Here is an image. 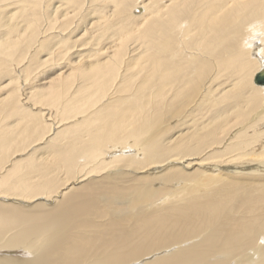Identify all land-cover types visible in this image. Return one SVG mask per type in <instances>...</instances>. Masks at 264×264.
<instances>
[{"label": "bare ground", "instance_id": "6f19581e", "mask_svg": "<svg viewBox=\"0 0 264 264\" xmlns=\"http://www.w3.org/2000/svg\"><path fill=\"white\" fill-rule=\"evenodd\" d=\"M263 68L264 0H0V264H264Z\"/></svg>", "mask_w": 264, "mask_h": 264}, {"label": "rangeland", "instance_id": "374dc122", "mask_svg": "<svg viewBox=\"0 0 264 264\" xmlns=\"http://www.w3.org/2000/svg\"><path fill=\"white\" fill-rule=\"evenodd\" d=\"M117 21H120V19L119 18H116L115 19V22H117ZM110 35V34H109ZM105 37H106V35H105ZM227 74L228 73H226L225 75H223V77H221V78H224V79H222V80H225V81H229V82H227V84H230L231 82H232V80L230 79H228V76H227ZM254 83V82H253ZM255 84V83H254ZM249 94V90H248V88L247 89H244V91H243V96L245 95V96H247ZM235 96V95H234ZM227 101V102H226ZM228 102H230V103H228ZM235 103V97H229V98H227L226 100H225V102H222L221 104L224 106V108H228V107H231L233 104ZM220 104V105H221ZM225 104V105H224ZM218 105V108H220V109H223V106L221 105ZM229 105V106H228ZM226 106V107H225ZM239 167H240V165H239ZM260 173H262V174H264V170H262V171H260ZM183 182H180V183H176V185H174V188H176L177 190H179L180 189V186L182 185L183 186V184H182ZM161 184V185H160ZM156 185H160L158 188H162V189H164V186L166 187V185H164L163 183H156ZM156 185H154L155 187H157ZM173 187V186H172ZM171 186H169V187H166V189H171L172 188ZM173 195H175V196H173ZM179 196H181L182 195V193H180V194H178ZM174 197H177L176 196V194L175 193H172V194H170L168 197H166V198H164V199H160V200H157V201H155V202H151L150 203V205H152V208H153V210L155 209V210H160V209H162V210H165L168 206H169V204L170 203H172V202H174L175 201V199H172V198H174ZM39 201H43L42 199H40ZM52 200H47V204H52V203H54V202H56L55 201V199L51 202ZM30 205H34V203H31ZM31 254V252H29V251H27V250H13L12 252L10 251V252H2V251H0V256L1 257H3L4 258V260L5 259H11V258H21V259H23V260H27L28 258H31V256L32 255H30ZM1 259V258H0ZM146 259V258H145ZM144 259V260H145ZM146 260H149V258L148 259H146ZM145 260V261H146ZM144 261V262H145ZM141 262H143V260H141L140 261V263ZM137 263H139V262H137Z\"/></svg>", "mask_w": 264, "mask_h": 264}, {"label": "water", "instance_id": "95a60500", "mask_svg": "<svg viewBox=\"0 0 264 264\" xmlns=\"http://www.w3.org/2000/svg\"><path fill=\"white\" fill-rule=\"evenodd\" d=\"M254 83L259 86H264V68L255 74Z\"/></svg>", "mask_w": 264, "mask_h": 264}]
</instances>
